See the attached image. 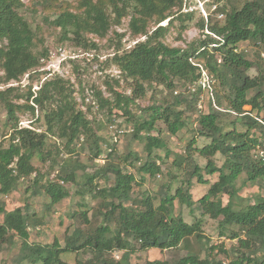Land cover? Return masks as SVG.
Masks as SVG:
<instances>
[{"label":"trees","instance_id":"trees-1","mask_svg":"<svg viewBox=\"0 0 264 264\" xmlns=\"http://www.w3.org/2000/svg\"><path fill=\"white\" fill-rule=\"evenodd\" d=\"M29 1L32 8L41 7L50 27L60 30L62 41L70 35L69 40L83 49H88L86 35L104 38L125 18H129L127 29L132 37H146L145 41L120 52L123 35H117L119 41L111 61L120 75L134 82L131 95L123 96L108 83L110 99L100 92L94 93L97 107L109 109L111 123L115 122L114 112L128 118L131 140L142 144L146 160L140 162L139 155L131 151L126 154L123 162L129 161V166L139 175L136 179L135 174L125 171V166L114 162L117 158L114 146L108 145L106 162L92 175H84V191L79 192L98 200L92 217L99 224L92 225L86 204H79L84 209L72 215L79 226L66 231L63 245L56 239L45 244L30 241L31 228L41 225L42 218L29 213L28 203L6 211L0 201V252L3 247L10 248L18 242L14 264H69L61 259L64 253L76 256L72 264H131L130 256L137 252L185 247L189 252L174 264H222L211 257L214 247L209 248L207 256L201 257L200 246L206 240L202 221L185 222L180 214H175L176 201L181 208H195L201 215L219 220L220 235L237 240L236 256L228 264H264V72L258 64L246 59V51L238 50L239 44L248 43L258 51L259 59L264 53V0L229 1L223 8L225 17L208 26L210 34L204 32L202 20L197 19L196 26L203 39L192 41L185 49L170 47L164 42L175 22L181 31H186L195 19L193 15L177 14L180 0H75V6L57 0ZM23 7V0H0V70L5 84L18 83L24 76L37 73L48 58L46 49L36 50L35 32L22 15ZM167 20V25H160ZM152 25L156 29L148 34ZM89 47L95 49L96 45ZM192 62L202 64L216 81L213 101L208 98L206 113L197 109L202 90L188 89L196 87L200 78ZM253 68L259 71V76L247 75ZM145 84L152 90L161 87L160 92L166 95L162 102L142 109L136 116L129 108L136 99L144 97ZM177 85L183 88L182 92L177 91ZM74 94L70 81L60 77L45 79L36 92L31 91V85L22 93L14 87L0 91V105L6 112L8 127L7 144L0 142V197L9 196L22 182L28 181H31L27 187L31 190L30 196H44L48 200L45 210L68 197L63 185L76 184L77 167L61 164L55 178L44 181L33 164L36 156L40 164L47 159L50 164L56 162L47 147L49 135L64 140V147L70 153L78 141H83L81 137L85 138L84 142L93 137L90 160L102 157L101 139L95 137L85 113L77 109ZM245 107L250 110L245 111ZM36 109L43 113L45 131L19 128V117L25 113L34 115ZM196 112L197 133L209 143L196 148L195 139H191L184 156L175 161L177 169L187 168L185 183L173 193L169 184H162L156 196L139 190L133 197L135 186L141 189L146 177L154 179L161 174L157 164L160 158L154 152L166 150V142L158 123H162L168 135L176 136L187 127L186 115ZM232 116L234 119L229 122ZM193 151L206 160L202 169L194 163ZM217 154L224 159L220 167L214 161ZM204 175L216 176V181L194 201L193 179L199 185H208ZM241 176L245 184L257 186L261 191L252 202L245 204L238 202L237 181ZM95 179L103 180L105 186L100 189L93 185ZM223 197L227 199L226 204ZM232 227L237 231H232ZM194 245H199L197 251ZM219 252L225 253L221 247ZM112 253L122 254L115 260ZM77 254L88 258L78 259ZM145 264L167 263L157 260Z\"/></svg>","mask_w":264,"mask_h":264},{"label":"rangeland","instance_id":"rangeland-1","mask_svg":"<svg viewBox=\"0 0 264 264\" xmlns=\"http://www.w3.org/2000/svg\"><path fill=\"white\" fill-rule=\"evenodd\" d=\"M60 3H69L75 6V0H57ZM96 1V0H93ZM24 7L22 9V15L31 24L32 29L36 36V50L40 52L43 49L48 51V58L44 64L37 70L39 72H45V75H37V73H30L24 76L18 83L14 86H9L2 82L3 72L0 70V91L6 90L8 87L18 88V92H25L26 89L31 85V91L36 92L39 90L40 86L45 79H51L52 77H60L64 80L70 81L73 85L75 94L74 98L77 103V109L85 113L87 120L92 123V129L94 131L95 137L101 139L100 148L102 151V157H106V152L108 151V145L114 146L116 159L115 163H120L125 166V171L135 174L132 167L129 166L128 162H123L128 151L139 155L140 162L146 160V156L143 152V146L141 143L131 140V123L127 117H123L116 112L113 113L115 117V122H117V127L119 130L123 131V134L113 136L112 125L109 121L110 112L108 108L97 107L96 97L94 93L100 92L103 97L111 98L108 92V86L116 90L123 96L131 95L133 88L135 86L134 82L130 79L125 78L120 75L117 68L112 64V57L116 54V48L119 41L117 35H123L121 38V50L127 51L129 48L133 47L134 41L139 40V37H132L127 29L129 18H125L121 21L119 27H112L104 38H97L93 35H86L85 39L88 43V49H83L77 47L74 42L70 39V35L67 36L66 40L62 41V35L60 30L50 27L45 21L46 14L43 13L41 7L32 8V4L29 0H23ZM197 19L195 18L191 23L188 24V29L186 31H181L179 29V24L175 22L167 33L164 42L170 47H177L185 49L189 43L194 40L201 39L199 30L196 26ZM165 22L163 25H167ZM156 29V26H149L148 34ZM203 39V38H202ZM146 40V39H145ZM144 40V41H145ZM140 42H143L142 40ZM139 42V43H140ZM95 44L96 48L92 49L89 46ZM1 46V43H0ZM239 49L246 51V59L258 64L259 67L264 72V58L257 57L255 49L251 44L241 43L239 44ZM59 50H62L63 57H59ZM264 53H261V55ZM64 60V61H63ZM250 77L259 76L260 73L256 68H253L247 72ZM216 83V81H215ZM214 83V85H215ZM177 91L180 93L183 88L177 85ZM145 95L141 99H136L134 104L129 108L130 112L139 116L142 109H147L156 102H162L163 96L166 95L165 92L161 90V87H155V90L148 88ZM264 91V86H263ZM169 96V95H167ZM22 104V101L17 102ZM208 96L203 95V105L202 112H207L208 110ZM245 111H249L250 107H245ZM196 113L186 115L187 127L178 135L170 136L164 130L162 123H158L161 129V137L166 142V150L155 151L154 153L160 158L157 160V164L160 166L161 174L156 176L154 179H148L146 177L145 184L141 189L134 187L133 197L139 194V190L146 191L147 194L151 196H156L160 190L162 184H169L171 193H173L182 183H185L187 179V168L182 166L177 169L175 166V161H178L180 157L184 156V149L191 139H195V147L201 148L209 143V140L200 137L197 133V125L195 123L194 117ZM113 119V117L111 118ZM234 116L229 117L228 120L231 122ZM23 122L24 126L30 123V127L37 129L38 132L45 131L43 125V113L36 109L34 115L25 113L19 117V123ZM7 117L6 112L0 105V142L7 144ZM18 123V124H19ZM237 128L240 129L239 125ZM153 135H156L153 133ZM83 141H78L72 153L69 149L64 147V140H57L51 135L48 136L47 147L51 151V158L56 162L50 164L51 161L40 164L38 157L36 156L33 160V164L38 167L40 173L44 176V181L54 179L58 168L61 164L67 167H77L75 171L76 184H65L63 187L68 191V197L62 200L59 204L55 205L50 210H45L44 205L48 200L44 196H30L31 190L27 187L31 185V181L22 182L16 191L11 193L7 197H0V201L4 203L6 211H12L17 208L24 207L26 203L29 204V213H35L36 216L41 217V225L37 226L36 229L31 228L30 230V241L40 242V243H51L53 240H58L63 245L64 235L66 231L71 232L74 227H78L79 223L72 220V215L74 212L83 210L80 208L79 204H86L88 211V218L92 219V225L96 226L99 224V220H94L92 217V211L96 209L98 200H93L90 194L84 193L83 195L79 192H83V179L84 175H92L98 168H101L103 164H100L96 160L91 161L92 149L94 138H88V142L84 137H81ZM115 139V140H114ZM72 149V147H70ZM58 155L56 154L57 152ZM166 151L168 154H166ZM191 157L194 163L201 169L204 167L206 160L199 157L194 151L191 153ZM63 161H65L63 163ZM216 166L220 167L223 164V157L217 154L214 158ZM106 162V160H104ZM77 165V166H76ZM83 166L85 169H79ZM171 176L174 179L171 181ZM136 179H139V175L135 174ZM204 177L209 182L208 185H199L196 180L193 179L191 195L194 201L198 200L203 196L211 183L216 181V176H206ZM93 185L99 187L100 189L105 186L103 180L95 179ZM237 186L240 188L238 202L245 204L247 202H252L255 195H257L260 189L257 186H250L244 183V176L239 177L237 181ZM27 189V190H26ZM223 203H227L226 197H223ZM175 214H180L185 222L191 224L194 220L202 221L203 234L206 240L203 242L201 248V257L204 258L208 255L209 248L214 247L212 252V258L215 261H221L228 264L236 256L237 240H230L227 236L220 235V229L218 227L219 220L210 219L207 216L201 215V213L195 208L190 210L186 207H180L178 203L174 202ZM1 223V216H0ZM232 231H237L236 227L231 228ZM19 243L16 242L14 246L10 248L3 247L2 252H0V264H14V258L17 254ZM136 247H138L136 245ZM219 247L225 252H219ZM194 249L197 251L199 245H194ZM192 251H195V250ZM189 249L185 247H178L176 249L170 250H156L150 249L146 251L137 252L130 256L131 264H145L148 261H165L167 264H174L178 259H181L187 255ZM122 253H112V259L118 260ZM76 256L70 253H64L61 255V259L65 263L72 264L75 262ZM77 258L84 260L88 258V255L77 254Z\"/></svg>","mask_w":264,"mask_h":264},{"label":"built area","instance_id":"built-area-1","mask_svg":"<svg viewBox=\"0 0 264 264\" xmlns=\"http://www.w3.org/2000/svg\"><path fill=\"white\" fill-rule=\"evenodd\" d=\"M229 1H233V0H180V5L177 10V14L193 15L194 18L202 20L204 25V32L206 34H210L208 32V26L212 22L222 20L225 17V10L223 8L226 5V3H228ZM165 22H168V20ZM165 22L161 23L160 25L164 26L163 24ZM145 39H146L145 36L139 37V40L134 41L133 46L139 43L141 40L144 41ZM238 50L241 51V49ZM58 54L59 57H63L62 50H59ZM261 57L264 58V55L262 54ZM193 65L198 68L200 78L196 84V87H188V89L190 91H194L195 88H200L202 90L203 93L201 94L200 99L197 102V109L198 111L201 112L203 110L202 109L203 95H207L210 101H213V88H214L215 80L213 76L208 72V70L202 64L193 63ZM8 84L9 86H14L16 83L11 82ZM26 125L27 126H24V123L20 122L18 124V127L31 129L30 123ZM111 127L113 129L114 138H115V134L116 135L123 134V131L118 129L117 122H115ZM104 160H105L104 157H100L96 161L99 162L100 164H103ZM222 264H226V263L222 262Z\"/></svg>","mask_w":264,"mask_h":264}]
</instances>
